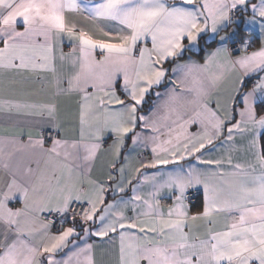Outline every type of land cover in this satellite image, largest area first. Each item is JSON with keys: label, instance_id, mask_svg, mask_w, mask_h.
Listing matches in <instances>:
<instances>
[{"label": "snow or ice", "instance_id": "1", "mask_svg": "<svg viewBox=\"0 0 264 264\" xmlns=\"http://www.w3.org/2000/svg\"><path fill=\"white\" fill-rule=\"evenodd\" d=\"M0 264H264V0H0Z\"/></svg>", "mask_w": 264, "mask_h": 264}]
</instances>
